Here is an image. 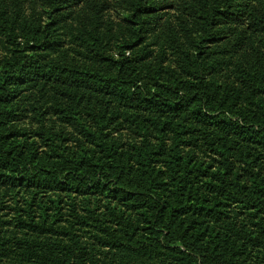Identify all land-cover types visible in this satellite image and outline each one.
<instances>
[{"label": "trees", "instance_id": "obj_1", "mask_svg": "<svg viewBox=\"0 0 264 264\" xmlns=\"http://www.w3.org/2000/svg\"><path fill=\"white\" fill-rule=\"evenodd\" d=\"M0 264H264V0H0Z\"/></svg>", "mask_w": 264, "mask_h": 264}]
</instances>
